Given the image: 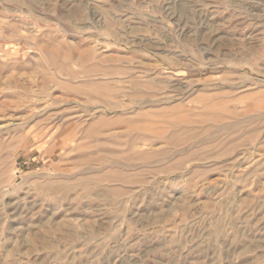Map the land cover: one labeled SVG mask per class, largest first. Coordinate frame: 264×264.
I'll return each instance as SVG.
<instances>
[{"label":"rangeland","instance_id":"rangeland-1","mask_svg":"<svg viewBox=\"0 0 264 264\" xmlns=\"http://www.w3.org/2000/svg\"><path fill=\"white\" fill-rule=\"evenodd\" d=\"M0 264H264V0H0Z\"/></svg>","mask_w":264,"mask_h":264}]
</instances>
